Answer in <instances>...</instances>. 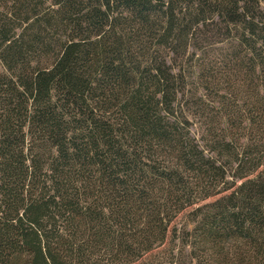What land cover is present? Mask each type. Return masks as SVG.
<instances>
[{"label": "trees", "instance_id": "obj_1", "mask_svg": "<svg viewBox=\"0 0 264 264\" xmlns=\"http://www.w3.org/2000/svg\"><path fill=\"white\" fill-rule=\"evenodd\" d=\"M166 261L264 264V0L0 1V264Z\"/></svg>", "mask_w": 264, "mask_h": 264}, {"label": "rangeland", "instance_id": "obj_2", "mask_svg": "<svg viewBox=\"0 0 264 264\" xmlns=\"http://www.w3.org/2000/svg\"><path fill=\"white\" fill-rule=\"evenodd\" d=\"M3 2V0H0ZM189 211V210H188ZM188 211L184 212L183 214H181L175 221L176 225L178 226L179 230H180V234L181 232H183V229L187 228V229H193L195 224L194 222L191 221L190 217L188 216ZM179 234V235H180ZM182 235V234H181ZM182 241H186L185 237L179 238L176 243H175V247L176 249L174 250L175 252H177L180 248H183V242ZM180 247V248H178ZM191 246H186L185 247V254L188 255V252H190ZM165 264H170L168 261L165 262Z\"/></svg>", "mask_w": 264, "mask_h": 264}]
</instances>
